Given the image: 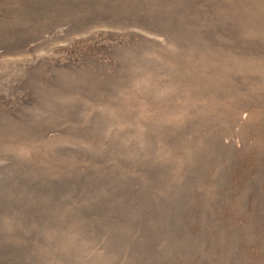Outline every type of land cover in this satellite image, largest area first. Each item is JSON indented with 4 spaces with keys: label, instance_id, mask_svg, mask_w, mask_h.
Here are the masks:
<instances>
[{
    "label": "rangeland",
    "instance_id": "1",
    "mask_svg": "<svg viewBox=\"0 0 264 264\" xmlns=\"http://www.w3.org/2000/svg\"><path fill=\"white\" fill-rule=\"evenodd\" d=\"M0 264H264V0H0Z\"/></svg>",
    "mask_w": 264,
    "mask_h": 264
}]
</instances>
